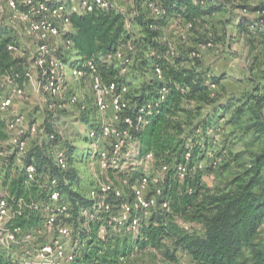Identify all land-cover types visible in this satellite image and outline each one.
I'll return each instance as SVG.
<instances>
[{
    "label": "clouds",
    "instance_id": "clouds-1",
    "mask_svg": "<svg viewBox=\"0 0 264 264\" xmlns=\"http://www.w3.org/2000/svg\"><path fill=\"white\" fill-rule=\"evenodd\" d=\"M188 2L192 8L200 9H206L210 3H224V12L219 19L229 22L223 24L218 40L217 33L213 29L212 32L206 33V38L212 40V43L207 45L193 43L191 46L197 50L192 52H188L183 47L177 52L175 46H172L171 52L160 57L155 51L149 49L144 52L139 46L138 37L145 33L135 26L134 18L143 16L145 20L169 19L165 13V0H144L141 10L137 9L136 0H72L71 11L79 15H84L85 9L91 13L93 6L105 16L109 15L110 8L123 14V19L113 26L106 37L101 35L94 37V51L91 56L80 53L72 41L65 42L60 39L66 31L76 35L79 30L62 20L59 13H53L48 17L57 21V29L49 32L47 28H44L43 23L38 25L30 19L39 15L40 11H47L43 5H39V11H37L34 0H0V23H9L19 34V50L9 46V51L14 57H22L24 64L21 66L30 70L31 90L35 91L39 88L36 82L39 74L37 69L47 71V67H51L56 75L61 76L62 81L63 79L69 81V87L63 92L56 90L59 100H67V103L62 105L63 108L68 109L66 113L61 114L60 105L45 110L43 97H40L37 101L40 103L39 113L35 115L25 113L24 117L13 125V128L17 129L16 137L3 141V144L16 145L19 135L27 130L28 121H37L32 129L33 140L21 146L20 155L23 156L29 146L39 147L43 155L48 158L46 167L49 171L54 169L56 175L51 179L50 185L47 177L43 184L38 183L39 188L47 189L52 194L51 203L28 206H43L45 212L51 209L61 216L69 215L74 203L60 191H56L61 185L68 192H78L80 196L94 200L96 203L92 208L79 209V216L84 217L85 220L83 224H79V218H77V224L78 232L91 234L94 229L89 227V222L101 223L95 233V264H174L170 257L180 247L177 241L181 236L190 235L197 229H200L198 234L203 235V232L207 230L205 225L208 221L203 217L195 218L190 209L185 211L171 200L163 206L157 204V199L160 197L158 185L171 167L166 162L170 157L165 158L162 150L157 154L148 147L147 163L143 159H137L139 149L147 147L142 143L141 134L152 125V117L161 105L169 104L174 112L178 110L175 103L169 100V85L175 86L181 96L191 98L192 93L188 85L178 82L174 78L175 74L191 76L193 85L199 83L207 88L209 91L201 95L209 106L214 102H223L226 96L223 92L217 95L219 89L213 83V77L216 73L229 69H240L241 74H244L252 58L264 49V40L256 35L254 25L249 27L247 32H241L236 28L241 17H248L252 21L264 18V7L253 11L258 5L264 6V0H188ZM18 4L31 5L32 8L25 15L18 10ZM242 6L245 9L243 11ZM182 11L187 14L189 9L185 8ZM4 17L7 19L5 20ZM202 21V17L193 18L190 22H185L182 16L171 18L173 27L180 24L183 31L194 30L197 35L201 32ZM20 22H26L23 30ZM44 23H47V19ZM120 24L125 31L117 42L119 47L115 54H108L105 51L106 40L114 36L116 27ZM148 29L151 32L163 31V37H155L157 41L167 39L168 28L162 30L159 26L152 24L148 25ZM41 31L44 36L50 38L51 51H55L57 47L62 48L64 53L70 55V60L79 61L87 71L83 73L71 71L55 58L51 60L50 65L47 60H38L36 64H31L32 57L37 53L44 57L49 55L46 49L34 47L35 41L42 38ZM129 32H135L136 35L132 40L125 41L124 36ZM177 55L185 57L184 63H175L174 57ZM151 57H156L158 61L163 60L166 64L157 66L151 61ZM142 59L149 60L148 69L139 67V61ZM133 61L135 66L130 67ZM260 62L264 63V57ZM44 65L47 67H42ZM152 68L155 71H152ZM3 81L9 82L10 77L5 75ZM157 82H163L165 87L160 89ZM256 83L262 82L257 80ZM234 87L239 92L250 89L252 85L245 83L243 86ZM140 88H143L145 93L143 101L135 98ZM258 95L264 96V91ZM18 97L19 93L13 96V100ZM245 100L246 97L241 98V104H244ZM233 104L235 105V101ZM6 109V104L0 107V111L5 114H7ZM50 112L53 116H60V121L52 124L51 134H45L40 124L48 120ZM261 113V119L264 120V108L261 109ZM219 114L220 110L217 109L215 115ZM208 115L210 119L213 116L212 113ZM82 117H91V119L81 123ZM193 118V113L187 114L189 126ZM173 119L177 117L169 119L168 127L173 126L171 123ZM215 124L216 131L222 134L225 121H216ZM44 126L48 127L47 124ZM202 129L201 125V128L193 132L191 136L187 131L178 132L177 142L183 139V146L191 149L193 138L199 137L197 139L199 144L205 134L209 137L215 135L212 129H208L207 133ZM85 137L88 138L87 144L84 143ZM219 139L220 137L216 136V140ZM41 141L48 146L47 149L41 146ZM171 147H175V143ZM85 150L91 153L90 161L82 160ZM214 154L215 149L208 153L210 157ZM17 164L22 167L20 159H17ZM109 170L114 175H111ZM140 172L147 173L148 178L143 181L137 179L129 184L134 174ZM28 175L30 185L36 176L35 166L28 169ZM74 175L77 177L75 181L71 179ZM196 175L195 168L189 172L185 167H180L178 178L181 186L183 187L185 176L194 178ZM109 188L115 189L116 197L122 199L116 202V197H113V203L106 202L110 195ZM150 189L154 191V195L146 202L145 196ZM101 190L103 194L98 195ZM125 193L127 198H124ZM190 193L191 189H189ZM0 195L5 196L4 199H0V253H10L22 264H57V261L63 258L64 251H71L67 247V241L72 238L71 223L65 224L61 221V226L57 229L61 235L55 245H52L51 240L53 234L51 223L56 219L55 215L49 217V226L46 230L25 235L24 228L15 226L16 218L22 215V208L13 211L6 193L0 191ZM179 195L182 196L183 192ZM75 206H79V201L75 202ZM141 209L142 214L136 215L132 225L125 227L129 216L140 212ZM101 213H106L107 219H102ZM153 217L155 219H152ZM9 221L13 223L9 224ZM261 229L264 231V224L261 225ZM90 238H92L91 235H88L83 243L86 244L87 239ZM61 241L65 243L62 244ZM80 243L77 240V244ZM67 259L70 260L71 256Z\"/></svg>",
    "mask_w": 264,
    "mask_h": 264
},
{
    "label": "trees",
    "instance_id": "trees-1",
    "mask_svg": "<svg viewBox=\"0 0 264 264\" xmlns=\"http://www.w3.org/2000/svg\"><path fill=\"white\" fill-rule=\"evenodd\" d=\"M144 0H136V7L141 10V5ZM261 7L254 8L260 10ZM166 16L169 19L161 18L160 20L148 19L145 20L143 16L134 18L135 26L142 29L145 35L138 37L140 41L139 46L144 52L149 49L155 51L157 56L162 57L164 54L171 52L172 43L170 39H162L157 41L155 37H163L164 33L151 32L148 25L155 24L162 30L167 26L168 22L173 17L182 16L185 22H190L193 18L199 19L210 16L216 11L220 10L219 3H210L206 9L192 8L188 0H165L164 4ZM189 9L186 14L182 9ZM123 19V14L117 12L115 9H109V15L105 16L103 13L94 7L91 13L86 12L84 15L72 13L70 20L71 25L79 31L76 35L68 32L65 39H69L80 51V53L91 56L93 48V39L97 35L106 37L107 33L111 31L113 26ZM203 22V21H202ZM133 23V21H129ZM202 24V23H201ZM107 25V28H105ZM255 26V33L257 36L264 40V18L257 21H248L242 19L238 27L241 31L247 32L251 26ZM248 26V27H246ZM125 31L122 24L116 27L115 34L112 38L106 40V53L115 54L118 49V41L121 34ZM135 32H129L124 36L125 41L132 40ZM0 74L8 75L19 86H23L26 81V74L23 59L16 58L9 51L8 45L16 42L10 31L0 28ZM213 42L208 39L204 43ZM61 58L66 64H70L72 68H84V66L77 60H70V55L64 53L60 48ZM175 63L182 64L185 57L177 55L174 57ZM151 61L157 66L166 64L163 60H157L156 57H151ZM22 63V64H19ZM135 66V61L130 67ZM141 69L149 68V60L142 59L139 61ZM155 71L154 68L151 69ZM163 71V67L161 68ZM185 71H188L185 69ZM112 73H110L111 75ZM174 78L178 82L188 85L189 91L192 93L191 98L181 96L175 86L169 85V100L174 102L177 111H173L169 104L161 105L156 110L152 117V125L149 129L141 134L142 143L147 147L140 148V155L148 154V147H151L157 154L163 151V156L167 159L166 162L171 165L166 174L162 194L159 197V204L174 201L179 208L185 211L191 210L195 218L203 217L208 221L205 225L206 231L203 235H199L197 231L190 235L181 236L177 243L180 247L172 254L170 259L177 262V251H186L197 264H244L239 261L240 256L245 247L252 248L253 260L251 264H264V245L255 244L254 240L257 237L261 225L264 223V120L261 119V109L264 108V96L258 94L264 91V71L258 77H249L248 80L252 82V89L246 91L241 97H229L223 102H214L209 106L202 97V93L209 90L202 87L201 84H192L191 76H182L175 74ZM225 77H213V83L217 86L220 85L221 80ZM259 80L262 83H256ZM160 89L165 87L163 82H157ZM143 88L138 89V94L135 97L137 100H144ZM246 97L244 104H241V98ZM3 98V89L0 88V102ZM159 99V97H157ZM211 99V97H209ZM235 101V105L233 104ZM217 109L220 114L217 116ZM193 113L191 126L187 122V114ZM199 113V115H195ZM208 113L213 116L210 119ZM177 117L171 121L172 127H168L169 119ZM90 117H82L83 123H86ZM225 120L226 125H234L243 131L246 136L251 135L254 142L260 144V150L253 153L251 162L249 164H240L239 171L234 173L229 185L225 188L210 187L204 181V171L201 169V162L205 160L216 145L215 136L209 137L205 134L203 140L198 144L197 139L193 138L191 149L184 147V140L179 139L177 142L176 134L178 132L187 131L191 136L193 132L197 131L203 126V131L207 133L208 129H212L216 133V121ZM48 130L52 131V126L48 125ZM10 135L7 131V123L0 113V148L5 149L3 141L9 140ZM175 143V147L171 145ZM42 147L47 149L46 145L41 144ZM169 148L171 150L169 151ZM191 153L189 159L187 155ZM174 153V155H173ZM156 157H154L155 159ZM91 159V153L85 150L82 160ZM26 164H34L37 171L35 179H32L29 185V177L25 168L17 164L15 152L9 153L4 159V165L0 168V182L3 184L4 189L8 191L9 201L13 211L21 210L22 215L16 218L15 226L22 227L25 232H31L44 225L49 212L44 211L43 206L28 205H47L51 203L52 194L47 189H41L39 184H43L45 177L49 180L55 178V170L49 171L46 167L48 158L43 155L39 147L29 149L25 159ZM231 163L227 164L230 167ZM185 165L187 170L191 172L193 168L196 169L197 175L186 176L184 179L183 187L181 186L178 178V167ZM138 173L134 174L131 181L140 178ZM73 181L77 179L74 175L71 177ZM189 189L191 193L189 194ZM56 191H60L62 195L67 196L70 201H73L74 207L69 215L61 216L64 223H71L75 225L77 230L76 242L79 240L81 243L74 246L75 248V261L72 264H95V241L96 231H98L101 223L89 222V227L94 229L93 233L85 234L78 232V224H83L85 218L79 216V209H89L94 205V201L87 197L80 196L78 192H68L63 189L62 185ZM183 192V195H179ZM79 201V206H75V202ZM142 214V213H141ZM102 219H107L106 213L100 214ZM152 219H155L153 217ZM13 222L10 221V224ZM91 235L92 238L87 239V243L83 241ZM5 254L0 253V264H10L5 260Z\"/></svg>",
    "mask_w": 264,
    "mask_h": 264
},
{
    "label": "rangeland",
    "instance_id": "rangeland-1",
    "mask_svg": "<svg viewBox=\"0 0 264 264\" xmlns=\"http://www.w3.org/2000/svg\"><path fill=\"white\" fill-rule=\"evenodd\" d=\"M219 5H220L219 8L220 10L216 11L210 16L205 17L202 24L200 25L201 32L199 33V35H197L194 30L183 31L182 26L180 24H177L175 27H173L171 24V20L168 22L167 26L165 27L169 29L167 33V37L170 39L172 46H175L177 52H179L182 47L185 48L188 52L196 51L197 49L195 47H192L191 45L196 42L204 44L206 40H208L206 38V33L212 32L213 29H215V32L217 33V40L219 39L218 34L223 30V24L229 22L228 20L219 19L221 13L224 12V3H219ZM241 10L242 11L245 10L243 6L241 7ZM253 11H255V9H253ZM244 18L248 19V21H252L249 20L248 17H241L238 24H240V22ZM238 24L236 25V28L239 31H241L240 28L238 27ZM262 57H264V49H262L260 54L252 58V61L250 62L244 74H241L240 69H229L228 71H220L216 73L214 77H225L224 79L221 80L219 86L216 85L217 88L219 89L217 95H219L220 92H223L226 96L224 100H226L229 97H233V96L241 97L244 92L251 90L253 85L252 82L248 80V78L250 76L258 77L261 74V72L264 71V63L260 62ZM30 63L33 64V62L31 61ZM64 64L69 70L72 71V67L70 66V64H66V62H64ZM23 68L25 74L29 73L30 70L28 68L26 67ZM36 82L39 85V88L35 91L31 90L30 80L28 75H26V81L23 84V86H19L18 83H16L12 78L10 79L9 82L7 83L4 82V86L2 88L3 95H11L13 94L14 90L17 88L23 89L22 96H19L18 99H15L13 101V105L8 113V117L11 118L14 115L17 116L19 115L24 117L25 113H29L31 115L38 114L40 111V103H38L37 101L40 97H43V104L45 110H48L47 105L48 102L50 101V97L42 92L40 88V80L38 79V75L36 77ZM65 83L68 88L69 81L65 80ZM245 83H247L248 85H252V87L250 89L241 90L237 92L234 86H243ZM60 110H61V114H64L68 111V109L65 108ZM59 121H60V116H53L50 112L48 120L41 122L40 127L41 129H43V132L45 134H51V131H49L48 128L45 127L44 125L47 124L52 126V124L58 123ZM33 123H37V121L29 120L27 128H29L30 125H32ZM65 123H67V121H65ZM81 123H83L82 118H81ZM214 136H215L216 145L213 147L212 151L215 149V154L212 157L208 156L205 160L201 162V169H203L204 171V181L210 187L225 188L229 185V182L232 180L234 173L239 171L240 169L239 165L249 164L251 162L253 153H256L260 150V144L254 142L251 135L249 136L244 135L243 131L241 129H238L234 125L225 124L223 133L221 134L220 132H216ZM216 136H219L220 139L216 140ZM32 140H33V134L29 133L28 141H32ZM84 143L85 144L88 143L87 137L84 138ZM41 144H44V142L41 141ZM5 147L8 153H13V149L11 148L10 145L5 144ZM46 147L48 146L46 145ZM31 148L34 147L29 146V149ZM228 163H231L230 167H227ZM109 172L111 175H114V173H112L111 170H109ZM138 174L142 176L143 174H145V172H140ZM148 194L152 195L153 191L150 190ZM124 198H127V193H125ZM31 232H34V230ZM76 235H77L76 227L75 225L72 224V238L71 240L67 241V247L70 248L71 251L75 250L74 246L77 244L75 240ZM57 236H58L57 233L51 236L52 243L56 241ZM61 242L65 243L64 241ZM254 243L264 245V231H262L261 228L257 237L254 240ZM3 254H5L6 257L5 260L8 263L22 264L20 260L15 259L13 255H11L10 253L5 252ZM177 259L178 261L174 262V264H197L195 263L193 258L186 251L183 250L177 251ZM252 260H253L252 248L247 246L244 248L239 261L244 264H251ZM57 264H67V263L64 259H61L57 261Z\"/></svg>",
    "mask_w": 264,
    "mask_h": 264
},
{
    "label": "built area",
    "instance_id": "built-area-1",
    "mask_svg": "<svg viewBox=\"0 0 264 264\" xmlns=\"http://www.w3.org/2000/svg\"><path fill=\"white\" fill-rule=\"evenodd\" d=\"M34 4L37 5V9H36L37 11H39V8H38L39 5H43V8L46 9L47 11L46 12L40 11L39 15L31 17L30 19L32 20L33 23H37L38 25L40 23H43L44 24V28H47L49 30V32L55 31L57 29V21H55L54 19H48V17H50L51 14L59 13L62 20L67 21L68 23L71 24V20H70L71 14L72 13H77V12H72L71 11V9L73 7L72 0H34ZM17 7H18V10L21 13L25 14V15H27L28 12H29V9L32 8L31 5L25 6L24 4H18ZM94 7L95 6L92 7V10L94 9ZM110 9H112V8H110ZM86 12H88L87 9H85V13ZM4 19L6 20L7 17H4ZM46 19H47V23H44V21ZM25 23L26 22H20L22 30H23V26H24ZM0 28L10 31L11 34L13 35V37L16 38V42L10 43L8 45V49H9V46H12V47L16 48L17 50H19V47H20V45H19V34L16 33V29L13 28L9 23H6V22L0 23ZM67 34H68L67 31L64 32L63 35L60 37V39L65 41V42L69 41V39L68 40L65 39ZM41 37H42L41 39L35 41L34 47L35 48H39V49H46L47 51H49V55H48V57H44V56H40V54L37 53L36 55H34L32 57L31 62H33V64H36L38 60H47L48 64L50 65L51 64V60L53 58H55V59L59 60L60 64L65 66V64H64V62L62 61V58H61L60 48L57 47L55 51H51L50 49H51L52 45L50 43V38L47 37V36H44L42 31H41ZM209 43H212V42H209ZM16 58L23 59L22 57H16ZM42 67H47V65H44ZM37 71L39 73L38 74V79L40 80V88H41L42 92L45 95L50 97V101L48 102V105H47L48 109L51 108L52 106H56V105H60L61 109H64L62 107V105L64 103H67V100H65V101L59 100V98L56 96V90H59V91L63 92V90L67 88L66 83H65V80H67V79H63V81H62L61 76L56 75V73L53 71V69L51 67H47V71H41L40 69H37ZM72 71H77V72L83 73V72L87 71V69H85V68H72ZM26 75L29 76V73H27ZM4 76L5 75H1L0 74V88H3V86H4V81H3V77ZM49 85H50V87H49ZM17 93H19V96H22L23 89L22 88H17V89L14 90L13 94H11V95H3V98H2V100L0 102V107H3L5 104L7 105V109H6L7 114H5V112H3V111H0V113H1L2 117L5 119V121L7 123V131L9 133V135H10L9 139H12V138L16 137L17 129L13 128V125H16L17 122L19 120H21V118L23 117V116H19V115L18 116L14 115L11 118L8 117V113H9V111H10L12 105H13V101H14L13 100V96L16 95ZM35 125H36V123H33L32 125H30L29 128H27V130L25 132H23V133H21L19 135V137L17 138L16 145H10L9 144L11 146V148L13 149V152H15V154H16V160L17 159L21 160L22 166L25 168L27 174H28V169L30 167L35 166V165L34 164H26L25 165V159H26V156H27V154L29 152V148L27 149L26 153L23 156H21L20 155V153L22 151L21 146L25 145V144H27L29 142L28 141V135H29V133L33 134L32 129L34 128ZM98 134H99V132H98ZM8 154L9 153H8V151L6 149H1L0 148V168L3 167L4 159L8 156ZM147 155L148 154H146L144 156H141L140 155V151H139V156H138L137 159H143L145 161V163H147V159H146ZM190 156L188 154L187 155V157H188L187 159H189ZM180 167H185L187 169V167L185 165H180L178 167V173H179ZM36 171H37V169H36ZM28 177H29V175H28ZM165 177H166V175H165ZM165 177L160 182V184L158 185L159 188H160V196L162 194V189H163ZM147 178H148L147 177V173H145L138 179L143 181L144 179H147ZM185 178H186V176H185ZM33 179H35V178H33ZM135 181H131L130 180L129 184H132ZM153 187H155V186H153ZM0 191H3V192L6 193V196L8 198V202L10 204L8 191L6 189H4L3 184L1 182H0ZM108 191H109L110 195H109L108 200L106 202L113 203L114 202L113 201V197H116V191L113 188H109ZM99 194H103L102 190L100 192H98V195ZM153 195H154V191H153L152 195H149L147 193L146 196H145V201L147 202L148 199L151 196H153ZM4 198H5L4 195H0V199H4ZM51 199H52V197H51ZM57 199H59V197ZM120 199H122V198L121 197H116V202H118ZM132 202L134 203L135 201L133 200ZM95 203L96 202L94 201V204ZM165 203H167V202L159 204V198L157 199V204L159 206H163ZM142 211L143 210L141 209L140 212H135L132 215H130L128 220L126 221L125 227H128V226L132 225L133 220L135 219V216L136 215H140L142 213ZM48 212H49V214H48V216H47V218L45 220L44 225L42 227H40V228L35 229L34 232L40 231V230H46L47 227L49 226V224H48L49 217L55 215L56 219L52 220L51 227L53 229V234H56V233L58 234V236H57V239H58L60 237V235H61L60 232L57 230L61 226V224H60L61 219H59L60 214L57 211L51 210V209ZM9 224H10V221H9ZM65 224H68V223H65ZM29 233L30 232H28V233L25 232V235H28ZM57 239H56V241H57ZM56 241L54 243H52V245H55ZM61 243L64 244L63 242H61ZM62 251H63V249H62ZM68 256H71L70 260L67 259ZM75 256H76L75 250H73L71 252L64 251L62 259H64L67 264H72L75 261Z\"/></svg>",
    "mask_w": 264,
    "mask_h": 264
}]
</instances>
